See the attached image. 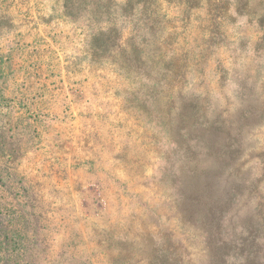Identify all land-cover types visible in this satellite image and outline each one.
<instances>
[{
    "label": "rangeland",
    "instance_id": "obj_1",
    "mask_svg": "<svg viewBox=\"0 0 264 264\" xmlns=\"http://www.w3.org/2000/svg\"><path fill=\"white\" fill-rule=\"evenodd\" d=\"M263 150L264 0H0V264H163Z\"/></svg>",
    "mask_w": 264,
    "mask_h": 264
},
{
    "label": "trees",
    "instance_id": "obj_2",
    "mask_svg": "<svg viewBox=\"0 0 264 264\" xmlns=\"http://www.w3.org/2000/svg\"><path fill=\"white\" fill-rule=\"evenodd\" d=\"M247 112L250 116L256 115L255 111L248 110ZM194 139L203 142V139L198 135ZM231 141L238 142L233 138ZM231 146H227L228 151ZM253 159L257 162L255 166L257 173L251 179L238 175L234 167L222 159H219L220 170L222 173L229 171L231 179L240 182L242 190L252 191L250 199L255 200L256 207L261 208L264 206V150L253 156ZM232 188L234 187L231 186ZM177 192L178 207L183 209L186 204L193 211L191 216H188L189 219H178L181 225H188L191 235L182 241H175L178 251H168V248L160 250V253L168 256V258L164 257V263L170 261L171 264H186V261L188 260L189 263L191 256L194 255L196 259L200 257L201 264H264V219H244L230 227L229 219H224L222 215L216 218L217 204L212 207L214 204L209 205L206 201L202 207L197 200L187 196L181 190H177ZM236 231H241L242 234L238 236ZM169 236L165 239L169 245H172L174 241L168 238ZM191 240H193L195 253H191L188 248L183 246L184 243ZM119 264L129 263L120 262Z\"/></svg>",
    "mask_w": 264,
    "mask_h": 264
}]
</instances>
